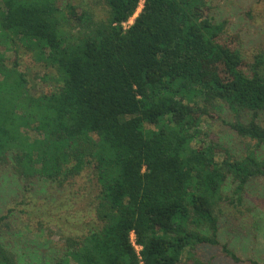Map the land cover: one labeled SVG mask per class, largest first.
<instances>
[{
	"label": "trees",
	"instance_id": "1",
	"mask_svg": "<svg viewBox=\"0 0 264 264\" xmlns=\"http://www.w3.org/2000/svg\"><path fill=\"white\" fill-rule=\"evenodd\" d=\"M102 2L97 20L57 0H0V46L18 41L56 77L34 95L0 54V264H182L219 244L224 207L244 213L249 185L264 177V53L247 64L239 35L222 41L227 22L209 0ZM219 107L238 114L230 128L248 141L242 157L205 128ZM85 172L97 181L94 220L50 248L41 218L77 206ZM32 225L34 239L23 234Z\"/></svg>",
	"mask_w": 264,
	"mask_h": 264
},
{
	"label": "rangeland",
	"instance_id": "2",
	"mask_svg": "<svg viewBox=\"0 0 264 264\" xmlns=\"http://www.w3.org/2000/svg\"><path fill=\"white\" fill-rule=\"evenodd\" d=\"M57 3L62 8L71 3L77 7L79 14L85 10L92 11L95 13L97 20L106 18V9L103 8L102 0H57ZM209 5L211 14L217 21L227 22V33L223 36L222 41H226L231 36L235 45L237 40L233 38V34L239 35L240 38L236 45H242L247 64L252 63L254 56L259 52L264 53V0H209ZM141 8L135 17H137ZM134 18L125 26L131 25L134 22ZM0 54L4 55L9 65H13L15 62L19 64V69L25 72L27 79L30 80L28 90L32 94L49 93L51 88H53L56 82L55 75L51 74V71L45 69L40 63H37L33 56L28 54L18 41L16 45L11 47L2 44L0 46ZM44 74L48 75L46 82L42 81ZM237 118L238 114L228 107H219L210 111L207 118L209 124H206L205 128L210 130L216 140L223 144L232 155L242 157L248 141L239 137L230 128V123H234ZM241 119L243 121L250 119L247 111L241 113ZM263 120L264 115L260 117V122H263ZM259 153L264 158V149L259 151ZM223 157L224 154L221 153L218 157L219 161ZM96 182V179L89 172L83 173L74 182L76 184L74 189L81 193V196L76 199L77 206L74 204L65 206L62 208V214L54 211L56 215L59 214L57 216L52 215L55 221L41 218L45 221L43 222L45 224L43 226L44 229H42V238L51 240L48 242L50 248L61 247L67 231L77 233L84 228L87 222H93L95 216H93V210H90V206L94 203L93 198L97 193ZM18 183L20 192H22L24 186L21 182L18 181ZM46 186L42 187L40 194ZM37 187L40 188V185ZM67 187L69 186H66V190ZM50 192L64 193L62 189L59 191L56 188L51 189ZM37 193L38 190L36 191ZM58 198L56 196L55 200ZM246 198V203L242 207L244 213H240L230 206L224 207L225 217L221 220L218 234L219 244L199 246L191 254L185 252L182 264H198L199 261V264H264V177L256 179L249 185ZM4 200L7 199L4 198ZM4 200H0V202H3V204H0V209L3 211L8 208ZM60 200L62 199L60 198ZM66 213L71 215L70 222L63 221V219L58 220L59 217L66 215ZM39 220L40 218H36L35 224H38ZM48 222L51 224L46 225ZM35 227L32 225L31 230L24 229L23 234L34 239L35 236L32 231H35ZM223 246H227L231 252H234L240 261H235L229 257L224 252ZM49 249L43 248L42 251L47 254L50 252Z\"/></svg>",
	"mask_w": 264,
	"mask_h": 264
},
{
	"label": "built area",
	"instance_id": "3",
	"mask_svg": "<svg viewBox=\"0 0 264 264\" xmlns=\"http://www.w3.org/2000/svg\"><path fill=\"white\" fill-rule=\"evenodd\" d=\"M132 241H133V244H134L136 250L139 252V251L141 250V248L138 247L137 245H135V242H134V241H135V240H134V236H132Z\"/></svg>",
	"mask_w": 264,
	"mask_h": 264
}]
</instances>
